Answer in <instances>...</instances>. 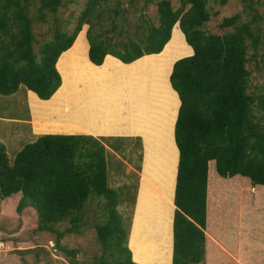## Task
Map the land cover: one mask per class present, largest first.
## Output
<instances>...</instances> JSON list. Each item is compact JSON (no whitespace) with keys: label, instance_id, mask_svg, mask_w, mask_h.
I'll use <instances>...</instances> for the list:
<instances>
[{"label":"trees","instance_id":"obj_1","mask_svg":"<svg viewBox=\"0 0 264 264\" xmlns=\"http://www.w3.org/2000/svg\"><path fill=\"white\" fill-rule=\"evenodd\" d=\"M33 1L38 2L34 19L28 11ZM62 1L0 0V95L10 96L22 87L29 112L30 98L37 102L49 100L60 88V80L62 85L57 70L61 56L74 44L83 25H87V59L94 66L101 67L106 55L123 65H132L147 56L149 75L146 78L143 68L132 69L131 83L133 100L139 99L141 93L147 94L152 101L143 102L142 107L147 116L155 113L144 125L148 131L137 134L143 139L145 150L141 146V204L155 206L159 198L166 196L167 189L153 188L165 174L160 152L168 151L156 135H171L174 122L173 140L178 157L172 201L171 264H202L207 164L213 162L220 178L240 176L248 179L251 186L264 188V84L247 92L250 72L246 67L256 59L260 41L264 40L251 27L258 17L253 14L251 21L240 24L236 14L222 18L218 28L223 32L211 34L202 29L209 19L205 0H178L179 6L174 10L168 1L162 0L156 4L157 24H146L144 35L122 42L115 38L122 34L123 21L116 24L111 20L108 29L94 30L100 15L95 9L107 0H83L70 32L54 29L51 38L35 53L33 21L45 22V13L55 14L63 6ZM240 1L250 6L251 1ZM121 13L112 10L114 17ZM104 78L109 79L108 75ZM30 118L29 136L35 139L24 144L10 164L0 145V197L19 193L16 210L31 208L36 215V231L54 235L55 247L64 233L79 229L87 207L92 203L95 206V201L101 199L96 204L101 218L94 224L100 255L88 264H155L149 257L153 240L160 237L159 230H164L160 229L164 226L161 223L170 222V213L160 225H156L159 220L152 224L142 215L134 223L137 191L127 248V235L116 210L117 195L107 185L100 139L83 134L62 135L78 134L66 133L62 128L50 131L56 134H35L31 113ZM146 180L151 182L149 186L145 185ZM223 199L224 195L219 197ZM224 220L229 222L228 218ZM64 223L68 227L63 232L54 229ZM143 238L145 241L136 248L137 241ZM129 250L131 256L134 252L132 260ZM66 253L70 264H77L72 261L75 252ZM168 258L160 261L166 264Z\"/></svg>","mask_w":264,"mask_h":264},{"label":"rangeland","instance_id":"obj_2","mask_svg":"<svg viewBox=\"0 0 264 264\" xmlns=\"http://www.w3.org/2000/svg\"><path fill=\"white\" fill-rule=\"evenodd\" d=\"M160 1L162 0H107L95 9L100 15L95 20L94 30L97 32L99 29L106 30L111 20H114L116 24L124 22L122 34L120 38H115V41L124 42L126 38L133 39L136 35H144L146 24H157L156 4ZM166 1L170 3L173 10L179 6L178 0ZM249 1H251L250 6L247 7L246 3L240 0H225L223 4L220 0H205V8L209 14V19L202 29L206 33L221 34L223 31L218 28V25L222 18L236 14L238 15L237 24H240L248 23L255 14L258 20L252 23L251 27L260 38H263L264 0ZM62 2L63 6L59 7L55 14L45 13V22L33 21L32 33L35 38L33 50L35 53L45 40L51 38L54 29L66 33H69L72 29L74 19L82 9L83 0H63ZM37 6L38 2L33 1L28 9L29 15L33 19L36 17ZM187 8L188 6L185 7V9ZM116 9L122 11L120 17L112 16V10ZM81 29L72 48L61 56V62L57 65V70L61 74L62 85L49 100L37 102L30 98L29 112L26 106L25 90L22 87H19L10 96L0 95V145L3 147L9 164L12 162L15 153L24 144L31 143L35 139L29 136L30 113L34 132L38 134L50 132L53 128L65 129L66 133L82 132L80 134L94 137L97 134L106 133L104 128L112 134H122L121 136L130 133L137 135L142 130L148 131L144 125L155 116V113L152 111L147 116L142 103L149 104L152 100L147 94L141 93L140 98L134 101L131 91L132 69L143 68V74L146 78L149 75L147 69L150 65L147 63V56L132 65H121L107 57L101 67L91 66L85 59L87 25H83ZM178 32L180 33L179 29ZM180 35L183 38L181 33ZM256 52V59L246 66L250 72L247 92L253 91L254 87L259 88L260 85L264 84V59L263 62L260 61L261 58H264V40L260 41ZM248 53L250 54L252 51L249 50ZM106 75L109 79L104 80ZM147 85L149 86L146 83ZM156 138L165 143L168 151L167 153L160 152V160L165 161V174L162 173L160 181H158L159 184H154L153 188L155 191L167 189V193L165 197L157 200L155 206H144L141 204L142 192L140 188L136 209L135 199L140 175L143 179V169L140 172L142 152H140L141 148L139 149L138 140L131 143L123 139H100L99 141L104 147V158L107 163V173H109L107 185L117 195L116 210L121 218L122 228L127 235L125 236L127 243H124L127 248L129 246L134 209V223L136 218L142 215L152 224L159 220V224L154 223L156 225H160L162 221L167 220L173 209L167 194L172 190L176 154L171 142V135L159 134L156 135ZM152 153H154V150ZM216 177L218 176L214 171V165L209 162L207 164V181L211 183L216 180ZM146 183L147 186L151 184L147 180L145 185ZM144 188L147 189L146 186ZM247 194L246 192L243 193V202L241 199L237 200L233 193L230 194V191L224 193L223 202L218 199L220 208H217V212L220 216H224H222L223 219H229V222H225L226 228H233V226H230V222L235 220L234 214L237 213V209H239L238 212L247 210ZM19 199V193L7 198L0 197V264H70V257L66 253L68 250L75 252L72 261H76L77 264H88L93 261L95 256L100 255V245L96 239L94 224L99 222L101 218L96 208V204L100 203L101 199L95 201V206L92 203L87 207L79 229L72 230V234L64 233L59 240L58 247L53 246L54 235L36 231V215L31 208L25 207L19 212L16 210ZM262 213L263 209L259 214L264 216ZM212 215L214 216V214ZM247 216V213H245L244 218ZM162 223L161 225L164 226L160 229L164 230L163 232L159 230L160 237L153 240L154 248L149 256L155 264L158 262L155 258L162 263L161 259L169 256V223L167 225ZM66 227L68 225L64 223L55 226L54 229L63 232ZM142 241H145L144 238L137 241L136 248H138V243ZM129 254L132 260L131 257L134 258L133 250L132 256L130 250Z\"/></svg>","mask_w":264,"mask_h":264},{"label":"crops","instance_id":"obj_3","mask_svg":"<svg viewBox=\"0 0 264 264\" xmlns=\"http://www.w3.org/2000/svg\"><path fill=\"white\" fill-rule=\"evenodd\" d=\"M85 47H86L85 59L91 66H94L87 59L88 45L86 41H85ZM107 57L120 63L117 59L109 55H106L103 58L101 65L103 64L104 60ZM120 64L123 65L122 63ZM94 67H98V66H94ZM60 86H61V80H60ZM31 94L37 99V97L33 93ZM175 118H176V114L174 117V121ZM173 125L174 122L171 128V142L175 150L176 161H175V167L173 173L172 190L170 193L171 205L173 201L175 172H176L177 157H178V152L173 140ZM32 130L34 132L33 126H32ZM104 130L106 133L102 135L97 134L95 135L94 138L104 139V140L123 139L129 141V143L138 140L139 149L143 145V152L145 151L143 139L138 135H134L135 133L125 134L124 136H121L122 134L115 135L110 133L105 128ZM47 134H56V133H45L42 135H47ZM62 135H81V134L78 133V134H62ZM104 136H108V137H104ZM106 169H107V163H106ZM106 174L108 180L109 173ZM227 191H231L234 197H236L237 200L241 199L242 202H243L242 199L243 193L245 192L248 193L246 196L247 210L244 212H238L239 209H237V205H236L237 213L234 214L235 220H233V222H230V226H233L232 229L226 228L225 220L222 217L223 215L220 216L219 212H217V208L219 207L218 199L219 197H222L224 193ZM263 208H264V189L262 186H251L248 179L240 176H233L227 179L220 178L218 176L216 177V180L212 181L211 183L207 181V177H206L205 221H204V230H203L204 244H203L202 264H264V216L259 214V212H261V209ZM173 210L174 207L171 211L170 222L168 227V235L170 238V243H169V258L166 264H170V260H171V243H172L171 222H172ZM245 213H247L248 216L244 218ZM211 214H214V217L211 218ZM262 214H264V210Z\"/></svg>","mask_w":264,"mask_h":264},{"label":"bare ground","instance_id":"obj_4","mask_svg":"<svg viewBox=\"0 0 264 264\" xmlns=\"http://www.w3.org/2000/svg\"><path fill=\"white\" fill-rule=\"evenodd\" d=\"M79 33H80V32H79ZM79 33H78V34H79ZM77 36H78V35H77ZM76 38H77V37H76ZM75 40H76V39H75ZM75 40H74V41H75ZM72 45H73V44H72ZM70 48H72V46H71ZM70 48H69V49H70ZM69 49H68V50H69ZM68 50H67V51H68ZM30 122H31V118H30ZM31 126H32V124H31ZM142 146H143V145H142ZM140 176H141V175H140ZM141 182H142V180H141ZM140 186H141V184H140ZM140 186H139V189H138V193H139V190H140Z\"/></svg>","mask_w":264,"mask_h":264},{"label":"clouds","instance_id":"obj_5","mask_svg":"<svg viewBox=\"0 0 264 264\" xmlns=\"http://www.w3.org/2000/svg\"><path fill=\"white\" fill-rule=\"evenodd\" d=\"M60 77V76H59ZM59 88V87H58ZM56 92V91H55Z\"/></svg>","mask_w":264,"mask_h":264},{"label":"water","instance_id":"obj_6","mask_svg":"<svg viewBox=\"0 0 264 264\" xmlns=\"http://www.w3.org/2000/svg\"><path fill=\"white\" fill-rule=\"evenodd\" d=\"M60 55H61V54H60ZM60 55H59V56H60ZM58 58H59V57H58Z\"/></svg>","mask_w":264,"mask_h":264}]
</instances>
